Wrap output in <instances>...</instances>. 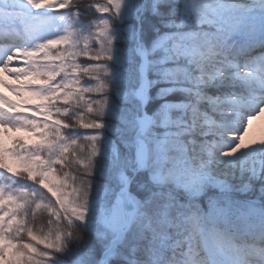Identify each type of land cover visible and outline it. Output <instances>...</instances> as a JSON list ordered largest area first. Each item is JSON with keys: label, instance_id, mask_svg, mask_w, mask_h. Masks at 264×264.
I'll use <instances>...</instances> for the list:
<instances>
[{"label": "snow or ice", "instance_id": "obj_1", "mask_svg": "<svg viewBox=\"0 0 264 264\" xmlns=\"http://www.w3.org/2000/svg\"><path fill=\"white\" fill-rule=\"evenodd\" d=\"M261 116L264 0H0V264H264Z\"/></svg>", "mask_w": 264, "mask_h": 264}, {"label": "trees", "instance_id": "obj_2", "mask_svg": "<svg viewBox=\"0 0 264 264\" xmlns=\"http://www.w3.org/2000/svg\"><path fill=\"white\" fill-rule=\"evenodd\" d=\"M80 4H81V11L83 12L85 7L88 4H92V3H103V0H79ZM99 14L96 13L95 11H91L88 12L86 16H82L81 18L85 20V22H87V20L90 19H94L98 16ZM14 135H24V133H18V134H14ZM249 137H255V138H260L262 137L261 135H254L253 131H250ZM47 223V215L45 214L44 217L42 219H38L36 221L35 227L39 228L41 227V225H46Z\"/></svg>", "mask_w": 264, "mask_h": 264}, {"label": "rangeland", "instance_id": "obj_3", "mask_svg": "<svg viewBox=\"0 0 264 264\" xmlns=\"http://www.w3.org/2000/svg\"><path fill=\"white\" fill-rule=\"evenodd\" d=\"M9 96H11V93H8ZM253 127H255V130L258 132H263L264 131V116H261L259 119L254 120Z\"/></svg>", "mask_w": 264, "mask_h": 264}]
</instances>
